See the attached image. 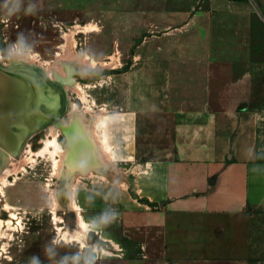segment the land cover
<instances>
[{
    "label": "rangeland",
    "instance_id": "1",
    "mask_svg": "<svg viewBox=\"0 0 264 264\" xmlns=\"http://www.w3.org/2000/svg\"><path fill=\"white\" fill-rule=\"evenodd\" d=\"M0 58L46 69L69 99L0 175V264H154L123 235L133 164L116 140L203 108L212 70L252 72L243 117L264 130V0H0Z\"/></svg>",
    "mask_w": 264,
    "mask_h": 264
},
{
    "label": "crops",
    "instance_id": "2",
    "mask_svg": "<svg viewBox=\"0 0 264 264\" xmlns=\"http://www.w3.org/2000/svg\"><path fill=\"white\" fill-rule=\"evenodd\" d=\"M253 96L251 71L216 68L203 108L158 111L152 135L138 127L116 140L133 164L123 235L150 262L253 264L264 255L255 225L264 217V130L243 117Z\"/></svg>",
    "mask_w": 264,
    "mask_h": 264
},
{
    "label": "water",
    "instance_id": "3",
    "mask_svg": "<svg viewBox=\"0 0 264 264\" xmlns=\"http://www.w3.org/2000/svg\"><path fill=\"white\" fill-rule=\"evenodd\" d=\"M55 84L38 65L0 61V170L33 133L66 112L64 85Z\"/></svg>",
    "mask_w": 264,
    "mask_h": 264
},
{
    "label": "bare ground",
    "instance_id": "4",
    "mask_svg": "<svg viewBox=\"0 0 264 264\" xmlns=\"http://www.w3.org/2000/svg\"><path fill=\"white\" fill-rule=\"evenodd\" d=\"M0 61H1V58H0ZM2 62V61H1ZM3 63V62H2ZM20 63H27V64H32V65H35L34 63H29V62H27V61H25L24 59H15V60H13L11 63H9V64H6V65H12V64H20ZM3 64H5V63H3ZM41 69L44 71V73L46 74V76H48L53 82H55L56 84H61V85H64L63 87H64V90H65V93H66V96H67V102H68V104H69V99H68V93H67V89H66V87H65V84H64V82H62V81H59V80H57V79H53V78H51L50 76H49V74H48V72L46 71V69H44V68H42L41 67ZM55 84V85H56ZM105 121V120H104ZM53 127H54V125H52ZM53 135V134H52ZM56 136L54 135V139L51 141L50 139L46 142L47 144L48 143H53V145L55 146V148H57V147H59L58 145H57V141H56V138H55ZM52 153V152H51ZM2 168H4V167H2ZM1 168V170H0V175H2L3 173H4V169H2Z\"/></svg>",
    "mask_w": 264,
    "mask_h": 264
}]
</instances>
